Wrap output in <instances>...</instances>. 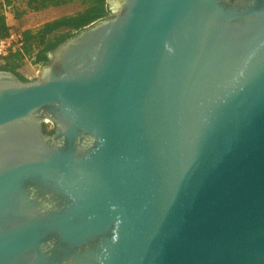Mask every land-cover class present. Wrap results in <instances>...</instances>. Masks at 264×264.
<instances>
[{
    "label": "water",
    "instance_id": "water-1",
    "mask_svg": "<svg viewBox=\"0 0 264 264\" xmlns=\"http://www.w3.org/2000/svg\"><path fill=\"white\" fill-rule=\"evenodd\" d=\"M106 5L0 70V264H264V0Z\"/></svg>",
    "mask_w": 264,
    "mask_h": 264
},
{
    "label": "trees",
    "instance_id": "trees-1",
    "mask_svg": "<svg viewBox=\"0 0 264 264\" xmlns=\"http://www.w3.org/2000/svg\"><path fill=\"white\" fill-rule=\"evenodd\" d=\"M73 3H79L82 9L72 15H65L43 23L36 31H18L8 24V14L5 8H10L11 0H0V38L6 37L10 31L21 32L25 45L22 53L8 55L0 62V70L15 74L20 80L27 79L19 73V69L25 57L32 59L34 64L47 63L46 52L54 49L75 32L89 26L95 21L109 15L106 0H26V9L38 12L50 7H61ZM12 15V19L20 18L23 14Z\"/></svg>",
    "mask_w": 264,
    "mask_h": 264
},
{
    "label": "rangeland",
    "instance_id": "rangeland-1",
    "mask_svg": "<svg viewBox=\"0 0 264 264\" xmlns=\"http://www.w3.org/2000/svg\"><path fill=\"white\" fill-rule=\"evenodd\" d=\"M12 5L10 8H5V13L8 14V24L18 31L32 30L36 31L43 23L53 20L55 18L72 15L79 12L82 6L79 3H73L61 7H50L38 12L26 9V0H11ZM24 12L20 18L12 19V15ZM6 58V57H5ZM5 58H0L3 62ZM41 64H34L32 59L25 57L21 65L19 73L24 76L36 77ZM48 130H52V125H46Z\"/></svg>",
    "mask_w": 264,
    "mask_h": 264
},
{
    "label": "built area",
    "instance_id": "built-area-1",
    "mask_svg": "<svg viewBox=\"0 0 264 264\" xmlns=\"http://www.w3.org/2000/svg\"><path fill=\"white\" fill-rule=\"evenodd\" d=\"M25 40L21 32L10 31L9 34L0 38V58H5L10 54L22 53ZM46 125H51L46 123Z\"/></svg>",
    "mask_w": 264,
    "mask_h": 264
},
{
    "label": "flooded vegetation",
    "instance_id": "flooded-vegetation-1",
    "mask_svg": "<svg viewBox=\"0 0 264 264\" xmlns=\"http://www.w3.org/2000/svg\"><path fill=\"white\" fill-rule=\"evenodd\" d=\"M53 127V126H52ZM44 129L46 130V131H49V132H51V130H48V128H47V126H46V124H44Z\"/></svg>",
    "mask_w": 264,
    "mask_h": 264
},
{
    "label": "crops",
    "instance_id": "crops-1",
    "mask_svg": "<svg viewBox=\"0 0 264 264\" xmlns=\"http://www.w3.org/2000/svg\"><path fill=\"white\" fill-rule=\"evenodd\" d=\"M21 70V68L19 69V71Z\"/></svg>",
    "mask_w": 264,
    "mask_h": 264
}]
</instances>
